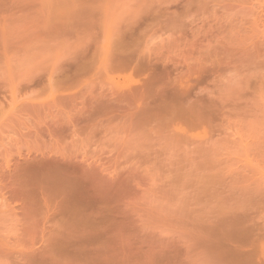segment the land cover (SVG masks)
<instances>
[{"label": "rangeland", "instance_id": "1", "mask_svg": "<svg viewBox=\"0 0 264 264\" xmlns=\"http://www.w3.org/2000/svg\"><path fill=\"white\" fill-rule=\"evenodd\" d=\"M0 264H264V0H0Z\"/></svg>", "mask_w": 264, "mask_h": 264}]
</instances>
